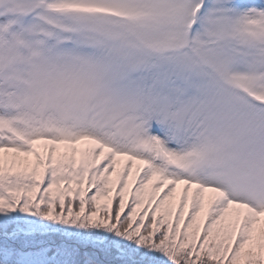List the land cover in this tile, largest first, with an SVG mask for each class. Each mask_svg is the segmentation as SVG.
<instances>
[{"label": "snow or ice", "instance_id": "snow-or-ice-1", "mask_svg": "<svg viewBox=\"0 0 264 264\" xmlns=\"http://www.w3.org/2000/svg\"><path fill=\"white\" fill-rule=\"evenodd\" d=\"M0 264H264V0H0Z\"/></svg>", "mask_w": 264, "mask_h": 264}]
</instances>
